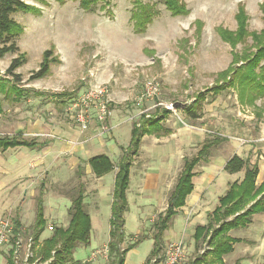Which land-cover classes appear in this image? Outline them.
Listing matches in <instances>:
<instances>
[{
    "label": "rangeland",
    "instance_id": "374dc122",
    "mask_svg": "<svg viewBox=\"0 0 264 264\" xmlns=\"http://www.w3.org/2000/svg\"><path fill=\"white\" fill-rule=\"evenodd\" d=\"M25 1L40 7L42 13L34 15L19 12L14 15L25 27L18 39V45L21 52L27 53V61L15 71L21 76L16 82L15 78L7 74V69L18 54L10 53L0 59V136L33 132L40 126L49 127L52 134H57L55 130L61 128V125L75 127L78 124L75 117L77 112L70 109L72 104L92 85H103L107 92L104 99H109V109L111 107L115 110L122 119L130 118L125 119L126 122L121 125H116V121H113V136L110 134L109 138L105 137L107 144L104 148L92 147L91 156L110 154L111 147L119 151L120 145H128L130 122H136L142 112L153 113L156 108H163L177 101L187 106L193 102L198 92H204L214 85L217 73L227 68L232 59V47L220 37L217 28L223 26L230 30L236 29L235 14L240 4H244L249 16L250 30L259 31L264 27L263 12L260 8L264 0H182L191 12L187 16L175 17L166 9L162 0H143L154 4L158 14L147 31L140 34L134 32L130 19L133 7L130 0H110L106 9L101 10L98 6L91 11L82 9L77 0H66L64 3L47 0V5L35 0ZM197 19L204 22L200 37L196 35V25H193ZM183 38L188 39V42L182 45L187 48V52L180 50L182 47L179 42ZM242 47L240 44L238 49L241 50ZM49 48H54L60 62L52 65L47 76L31 79V73L38 69L44 50ZM152 50L155 52L152 53ZM152 78L158 82L159 93L153 98L143 97L147 81ZM92 108L97 111V101L91 104ZM184 108H177L176 113L172 112L168 117L169 123H166L167 128H179L176 126L178 124L183 130L180 134L196 132L202 139L204 137L203 140L214 136L223 138L211 149L212 154L219 151L227 141L228 144H239L242 140L264 138V97L256 101L255 107L243 108L237 101L235 91L226 89L218 96H208L202 101L198 110L200 117L196 119L187 115L183 111ZM106 125L109 127L108 120ZM188 125L197 129H191ZM23 134L21 136L26 139L33 138ZM150 138L147 136L144 149L148 147ZM97 143L98 139L92 142ZM202 144L198 143L192 148L195 150H187L189 148L186 147V155L196 154ZM166 145L172 150L175 139L168 137ZM201 167L205 169L207 165ZM202 174L203 172L199 171L194 178L196 185L203 179ZM150 175L152 180L161 181V176L156 171H151ZM228 176V173H223L219 178L221 181L225 180L222 187L212 184V179H208L203 187L206 189L211 186L209 191L214 197L223 195L227 181L234 178ZM67 178V182L61 184L54 183V180L49 178L36 182L35 179L26 177L20 181L30 183L25 187L24 194L18 197L25 199L31 189L35 190L36 197L40 189L45 187V199L50 200H46L44 204L46 226H67L70 219L68 204H62V201L55 199L63 196L71 201L77 194V176ZM2 180L5 182L7 179ZM137 180L133 174L132 189L128 193L129 209L124 214L126 240L122 247H126L139 234H145L147 238L127 253L125 264H143L148 260L153 249L154 223L163 211L161 195L153 194L159 191V188L154 187V191L147 196L136 195L133 186ZM17 181L14 180L13 184ZM113 181L112 173L106 176L102 180L103 190L111 192ZM13 184L6 183L3 198H14L11 194ZM100 198V211L93 214L90 243L79 244L74 251L75 260L81 261V264H109L106 243L110 239V223L107 218L110 210H104L107 206V195ZM214 200L213 198L209 203L210 207L214 206ZM2 210L9 212L7 214L13 217L20 213L19 211L24 212L27 223L32 222L36 215L33 201H28L22 208L19 205L11 210H4L2 207L0 211ZM203 215L207 224V211H203ZM186 219V214L179 210L173 217L171 226L165 231L163 241L194 239V229L202 220ZM51 220L55 221L50 222ZM252 226L241 228L237 234L248 237ZM32 227L28 228L33 230ZM51 233L45 229L41 234L42 239ZM202 249L207 251V243L201 245L200 249L194 250L192 247L191 260L201 255ZM208 255L204 260L205 264L217 261L212 252ZM89 258H92L91 261H88ZM0 264H5V255L1 250Z\"/></svg>",
    "mask_w": 264,
    "mask_h": 264
},
{
    "label": "trees",
    "instance_id": "16d2710c",
    "mask_svg": "<svg viewBox=\"0 0 264 264\" xmlns=\"http://www.w3.org/2000/svg\"><path fill=\"white\" fill-rule=\"evenodd\" d=\"M43 5H47V0H35ZM64 3L66 0H57ZM82 9L91 11L99 6L101 10L110 5V0H77ZM133 4L131 10V22L135 33H145L148 26L153 22L158 14L154 4L143 0H130ZM166 9L172 16H187L190 9L182 0H162ZM263 12L264 21V2L260 5ZM111 13L110 10H107ZM32 13L40 15L42 10L37 5L30 4L25 0H0V59L10 53H17L7 69V74L21 79L20 74L15 71L27 61V53L21 52L18 39L25 31L24 25L15 19L16 13ZM237 27L230 30L223 26L217 28L220 37L232 47V59L227 68L217 73V78L211 87L204 92H198L191 104L183 110L187 115L198 118L200 103L208 96L216 97L226 89H233L237 94V99L241 106L255 107L256 101L264 97V27L261 30H250L249 16L244 4L238 6L235 14ZM196 35L200 37L204 22L197 19ZM249 39L251 40L249 42ZM188 39L183 38L179 44L187 43ZM243 47L238 49L239 45ZM179 45V47H180ZM187 52L185 46L182 47ZM152 53L155 51L152 50ZM60 58L55 55L54 48L44 50L42 60L37 70L31 73V79H39L50 73L51 67L59 63ZM64 95V94H63ZM66 95V94H65ZM179 109V108H178ZM170 108L157 109L153 114H143L139 122L134 123L130 144L124 149L120 162L115 165L111 158L106 154H99L89 159V163L94 174L101 177L113 171L117 166L115 177L113 201L111 206L110 218V239L107 244L109 264H125L127 253L141 243L147 236L139 234L134 237L126 247H122L125 242V213L128 211L129 203L127 190L130 183V170L133 157L139 152L142 138L145 134L166 133L169 130L163 127L162 122L171 113ZM223 138L214 136L207 138L199 150L191 157H184L183 169L174 186L166 209L158 216L154 223L153 249L148 260L161 251L163 246V236L165 231L171 226L173 217L186 204L187 197L194 189L193 177L196 174L195 167L205 160L211 153L212 147ZM34 139H26L21 134L0 137V148L6 150L10 147L20 145L33 146ZM245 169L243 180L234 181L229 185L226 193L219 198V205L208 215L209 221L206 225H199L195 229L194 238L196 247L200 249L202 244L207 243V251L188 264H202L206 255L212 252L220 264L222 256L231 252L233 242L238 241L228 236V232L235 228L248 226L253 215L264 211V181L256 184L259 167L257 164L249 165L238 155L231 157L225 165V170L229 173H236ZM85 189L82 183L79 184L77 194L72 198L69 208L70 221L67 227H54L52 234L45 238L42 244L41 256L43 260H49L47 264H81L74 258V251L79 244H89L91 240L92 223L89 212L85 206ZM36 221L32 231H23L18 218L14 221L15 234H33L40 238L45 229L46 221L44 215L43 193L37 198ZM6 253H4L5 255ZM11 264L12 260L6 258Z\"/></svg>",
    "mask_w": 264,
    "mask_h": 264
},
{
    "label": "crops",
    "instance_id": "0c3cea01",
    "mask_svg": "<svg viewBox=\"0 0 264 264\" xmlns=\"http://www.w3.org/2000/svg\"><path fill=\"white\" fill-rule=\"evenodd\" d=\"M242 107L244 108V106ZM157 109L160 108H156L155 111ZM108 110L109 113L107 120L109 122V129L106 132L102 131L100 123L97 122V111L92 108L90 110L88 121L85 125L79 123L75 127L61 125V128L55 130L58 132L57 134H55V132L54 134H52L53 132L51 133L49 127L47 126H40L34 129L35 131L33 132L29 131L27 133H24L27 136L33 137L32 139H34L35 141V144L33 146L20 145L16 147H10L6 150L0 148V210L2 209V207L4 210H11V208L13 209L19 205L22 208L23 205L28 201H33L35 206H37V198L38 196H40L41 192L43 193V204H45L46 200H48L45 199L44 196L46 194L45 187L43 189H40V192L36 197L35 190L31 189L27 193L25 199H19L18 196L24 194L25 187L28 186V184L30 183L27 181H20L26 177H30L32 178V180L35 179L36 182L49 178V180H54V183L59 182L61 184H64L68 180L67 177H73L76 175L78 187L80 183L84 185V202L86 209L91 217L92 229L94 223L93 214L100 211V205L98 202L101 199L100 196L102 198H105V196L107 195V200H105L107 206L104 208V210H110L109 217H107L110 223L111 206L113 201V190L117 173V166L113 171L106 173L101 177H97L91 168L89 159L93 157L91 156L93 154L92 147L96 149L97 146L104 148V146H106L107 144L105 137L108 136L107 138H109L110 134H112L113 136V129L115 127L113 125V121H116V125H121L126 122L125 119L129 120L130 117L122 119V117H119L116 111L112 110L111 107L109 109L108 106ZM176 111L177 109L172 110L171 113L162 122L163 127L166 130L168 129L169 132H160L154 134L147 133L143 136L139 152L133 157V162L130 170V183L129 188L127 190L128 199V193L130 189H132L131 182L133 174L138 179L135 185L133 186V191L136 195L147 196L149 195V193H152L154 191V187H158L159 191H156L153 194L161 195L163 211L168 205L169 196L174 186L176 185L178 177L180 176V173L183 169L184 157H191L186 155L187 150H195L192 148L197 146L198 143L201 144L204 142V137L202 139L201 136L196 132H187L185 134H180L181 132H183L181 125H176L179 128H176L174 126H168L167 128L166 123H169L170 121V118L168 117L171 116L172 112L176 113ZM153 113L142 112L136 122L140 121V118L143 114L149 115ZM134 123L132 124L130 122V140L132 137V129ZM188 127L194 130L197 129L193 125H188ZM20 133L21 135L23 134V132ZM17 134L18 133H16V135ZM59 134L62 136H60ZM55 135L59 136L56 137ZM147 136L151 138L148 139V147L144 149V142ZM168 137L175 139V145L173 146L172 150L168 149L166 145L168 142ZM95 139H98V143L92 144ZM197 139L198 142H196ZM115 143L117 145L119 144L117 141H115ZM129 144L126 146L120 145L119 151H116L113 147H111L109 152L110 154H101L108 155L114 162V164L117 165L120 162L121 157L123 156L124 149L127 148ZM186 147L189 149L186 150ZM150 148H153V150H151ZM212 153L213 152H211L205 160H201V162L195 167L196 174L193 177L194 189L192 193L187 197L186 204L180 209L184 212V214H186V220H202L200 222L197 221L198 224L196 225V227L199 225H206V217L203 215V211H207L208 217V213L212 212L219 205V198L226 193L229 188V185L234 181L243 180L245 175V169L236 173H229L225 170L226 163L235 154L244 159L249 165H258L259 173L256 180L257 185H260L264 181V138H256L251 141L242 140L239 144H228L227 141L223 143L221 148H219V151L217 150L215 154ZM204 164L207 165L205 169L201 167ZM198 168L201 170H199ZM151 171H156L157 174H160V182L152 180L153 178L150 177ZM199 171L203 172L201 177L203 179L199 181V185H196L194 182V178L197 176V174H199ZM111 173L113 174L114 180L113 187L111 189V192H106L103 190L104 184L102 180L105 179V177L110 175ZM223 173H228V177L234 178L227 181V187L223 195H218V197H214L213 193L209 191L211 186L210 188L205 189L203 185H206V181L208 179H212V184L214 183L215 185L222 187L225 180L221 181L219 178L223 175ZM3 178L7 180L4 182L2 180ZM14 180H18L16 184H13ZM6 183L13 184V190L11 192V194L14 195L13 199H7L2 197L5 193L4 188ZM41 183L44 184L43 181ZM50 183L52 184L53 181H51ZM42 186L43 185H41V187ZM213 198L215 199V204L213 207H210L209 203L212 202ZM55 199H59L60 201H62V204L67 203V209L70 208L72 200H66L63 196H60ZM19 212L20 213H17L14 217L10 214L12 216V219L14 220L15 218H18L22 225L21 229L23 231L31 232L32 230H30L28 227L33 226L35 224L36 215L35 219L32 222L27 223L26 214H24V212L22 211ZM0 213L7 214L9 212L2 210L0 211ZM43 217L45 219V215H43ZM96 218L98 219V216ZM52 221L55 220H51L50 222ZM69 221L67 223V226L69 224ZM251 225L253 226L248 237L237 234V232L244 227L235 228L228 232V236L235 238L238 241L233 242V249L231 252L222 256L223 264H264V211L255 213L253 215L251 223L246 227H249ZM47 226L45 225V229H47ZM67 226L64 225V227ZM195 229L192 234L193 238ZM183 240L187 244L189 251H192V247L194 248V250L197 248L195 238L192 240L189 239L187 241L186 239ZM193 240L194 242H191ZM108 241L106 244H108ZM1 251L2 253H4L3 250ZM207 257H209V255ZM220 263L221 262L218 260L216 262L210 261V264ZM202 264L205 263L203 262Z\"/></svg>",
    "mask_w": 264,
    "mask_h": 264
},
{
    "label": "built area",
    "instance_id": "2783aa9c",
    "mask_svg": "<svg viewBox=\"0 0 264 264\" xmlns=\"http://www.w3.org/2000/svg\"><path fill=\"white\" fill-rule=\"evenodd\" d=\"M159 93L158 82L155 78L149 79L146 84L143 97L153 98ZM103 85H92L91 88L82 94L78 100L72 104L70 109L76 111V121L79 124H86L90 115L91 104L97 101V120L101 125L102 131H108L106 125L108 117L109 99ZM166 108L176 110L169 104ZM49 231L54 230V225L47 226ZM44 239L35 237L33 234H15L14 221L10 214L0 213V250L5 254V264H9L6 258L12 260L11 264H47L49 260H43L41 247ZM205 249L200 250L204 253ZM94 257V255H93ZM89 258L88 261H91ZM191 260V251L183 239L164 242L160 252L155 254L147 264H188Z\"/></svg>",
    "mask_w": 264,
    "mask_h": 264
},
{
    "label": "water",
    "instance_id": "95a60500",
    "mask_svg": "<svg viewBox=\"0 0 264 264\" xmlns=\"http://www.w3.org/2000/svg\"><path fill=\"white\" fill-rule=\"evenodd\" d=\"M171 106L172 108L177 109V108H184L186 104L177 101L172 103Z\"/></svg>",
    "mask_w": 264,
    "mask_h": 264
}]
</instances>
